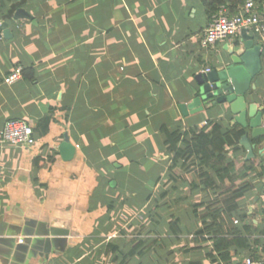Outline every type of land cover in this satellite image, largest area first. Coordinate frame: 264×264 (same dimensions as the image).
I'll use <instances>...</instances> for the list:
<instances>
[{
	"label": "crops",
	"instance_id": "0c3cea01",
	"mask_svg": "<svg viewBox=\"0 0 264 264\" xmlns=\"http://www.w3.org/2000/svg\"><path fill=\"white\" fill-rule=\"evenodd\" d=\"M206 1L25 0L18 6L35 23L8 20L12 36L0 37V131L7 119L25 120L36 141H0V264H211L210 242L191 250L202 226L193 206L215 191L199 182L197 160L173 166L163 132L190 138L204 121L232 125L221 112L184 116L178 108L190 97L194 75L215 67L238 38L200 46L210 21ZM17 66L32 68L31 79L4 83ZM253 81L248 101L264 111V73ZM64 133L76 149L69 161L58 151ZM260 137L254 158L263 163ZM245 154H236L235 178L246 171ZM257 163L239 209L264 231V171Z\"/></svg>",
	"mask_w": 264,
	"mask_h": 264
},
{
	"label": "trees",
	"instance_id": "16d2710c",
	"mask_svg": "<svg viewBox=\"0 0 264 264\" xmlns=\"http://www.w3.org/2000/svg\"><path fill=\"white\" fill-rule=\"evenodd\" d=\"M244 1L207 0L205 2L206 15L211 19L220 6H225L231 12H235L237 6ZM24 2L25 0L7 3V1L0 0L1 9L10 4L7 6L4 18L11 21L15 9ZM32 74V68L21 70V75L25 79H31ZM163 132L169 150L174 153L173 166L182 160H184L183 164L190 158L197 160L199 182L204 188H211L215 191V197L212 200L193 206L194 214L202 226L195 233L198 245L192 247L191 250H200L202 248L200 243L210 242L207 257L211 264H234V261L238 260L244 251H247L248 256L254 261L263 260L264 239L261 235L264 231L259 223H254L249 219L250 215L247 210L239 209V200L243 192L251 187L248 174L254 170L255 162L257 161V164L261 166L262 172L264 165L256 157L249 159L243 162L245 173L240 178L234 177L238 165L236 154L245 150L239 144V139L246 130L239 128L236 124L224 127L221 120L214 119L208 121L204 128L193 131L190 138L183 137L178 131H168L165 128ZM261 140V137L250 139L251 143L255 144H259ZM225 149L231 151L232 156H226ZM209 171L214 173L215 179L210 177ZM225 181L228 185L221 187ZM157 207L158 205H154V209ZM200 208H203L201 212L198 211ZM234 220L237 222L235 223ZM170 229L173 232L174 224H170ZM138 244L134 246L133 251H136ZM238 262L242 261L239 259Z\"/></svg>",
	"mask_w": 264,
	"mask_h": 264
},
{
	"label": "water",
	"instance_id": "95a60500",
	"mask_svg": "<svg viewBox=\"0 0 264 264\" xmlns=\"http://www.w3.org/2000/svg\"><path fill=\"white\" fill-rule=\"evenodd\" d=\"M22 19L35 23L27 9L18 7L11 21ZM9 22H0V37L11 38ZM261 73H264V40H256L243 28L235 45L219 58L215 67L194 75L195 84L191 88L190 97L180 102L178 108L184 116L203 111L221 112V115L230 116L232 125L237 124L246 130L239 139V144L246 150L245 160L254 158L255 145L250 142L248 134L252 137L264 135V111L254 102H249L248 97L250 89L255 88L253 80ZM75 150L67 133H64L58 146L61 158L71 160ZM259 153L263 154L262 150ZM19 241L25 242L23 238H19Z\"/></svg>",
	"mask_w": 264,
	"mask_h": 264
},
{
	"label": "built area",
	"instance_id": "2783aa9c",
	"mask_svg": "<svg viewBox=\"0 0 264 264\" xmlns=\"http://www.w3.org/2000/svg\"><path fill=\"white\" fill-rule=\"evenodd\" d=\"M246 28L258 34L260 39L264 38V6L254 0H245L237 6L235 12H231L225 6L212 16L207 26L203 29L199 44L202 48L212 47L216 41L238 37L241 30ZM209 68H206L208 70ZM21 67H14L5 77L4 83L12 84L21 78ZM208 121H204L198 128H204ZM0 141L6 145L30 146L36 141L31 125L21 119H7L0 131ZM236 223L237 220H234ZM37 264H47L40 262ZM234 264H264L262 260L254 261L251 257H245L242 262Z\"/></svg>",
	"mask_w": 264,
	"mask_h": 264
},
{
	"label": "rangeland",
	"instance_id": "374dc122",
	"mask_svg": "<svg viewBox=\"0 0 264 264\" xmlns=\"http://www.w3.org/2000/svg\"><path fill=\"white\" fill-rule=\"evenodd\" d=\"M151 206V211H152V209H153V207H154V205H150ZM174 206V205H173ZM159 208V207H158ZM154 210V212H156V213H159V214H162V212L158 209V210H156V209H153ZM161 212V213H160ZM167 215H168V213H167ZM162 216V215H161ZM166 218H169V217H166ZM182 222H184V221H182ZM187 223V222H186ZM137 229H143V228H141V223H139L138 224V226H137V228H136V230H135V232L137 233L138 232V230ZM140 231V230H139ZM155 246V245H154Z\"/></svg>",
	"mask_w": 264,
	"mask_h": 264
}]
</instances>
